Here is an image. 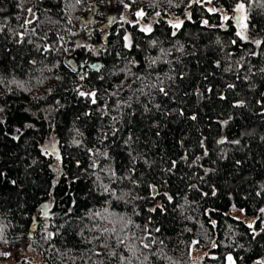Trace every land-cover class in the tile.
Instances as JSON below:
<instances>
[{"label":"trees","instance_id":"obj_1","mask_svg":"<svg viewBox=\"0 0 264 264\" xmlns=\"http://www.w3.org/2000/svg\"><path fill=\"white\" fill-rule=\"evenodd\" d=\"M95 1L0 0V264H264V0Z\"/></svg>","mask_w":264,"mask_h":264},{"label":"flooded vegetation","instance_id":"obj_2","mask_svg":"<svg viewBox=\"0 0 264 264\" xmlns=\"http://www.w3.org/2000/svg\"><path fill=\"white\" fill-rule=\"evenodd\" d=\"M128 1L129 0H112V4L109 5L107 3V0H96L94 2V7L91 8L87 15L81 18L80 25L88 30L100 27L106 31H109L110 29H119L122 27H127L130 24H137L136 21H130L129 19L125 18V15L127 13L134 16L135 11L140 8L132 7L131 3H129ZM203 2L205 5L208 4V0H205ZM242 15L243 12L240 9H237L233 17L236 23H240ZM81 52L82 51H79V53ZM85 55L88 58L87 51L85 52ZM76 57L77 55H75L72 60L68 61L67 64L72 70L81 69V67L76 62ZM88 71L91 70H86L84 74H86Z\"/></svg>","mask_w":264,"mask_h":264},{"label":"water","instance_id":"obj_3","mask_svg":"<svg viewBox=\"0 0 264 264\" xmlns=\"http://www.w3.org/2000/svg\"><path fill=\"white\" fill-rule=\"evenodd\" d=\"M80 50L76 49L72 53H69L65 56L64 62L65 64H68V61L72 60L75 55H77L76 62L81 67V69H73V71L78 72L79 74L83 75L86 70H100V68L103 65L102 60L94 55L90 54L88 55V58L85 55V52L79 53ZM91 95H93V92H90ZM56 157L60 159V155L56 153ZM49 209V203L48 202H42L38 207L37 210L40 211L41 215L43 217H46L49 215L50 211ZM32 229H34V226H32Z\"/></svg>","mask_w":264,"mask_h":264},{"label":"rangeland","instance_id":"obj_4","mask_svg":"<svg viewBox=\"0 0 264 264\" xmlns=\"http://www.w3.org/2000/svg\"><path fill=\"white\" fill-rule=\"evenodd\" d=\"M203 1H205V0H203ZM209 1L210 0H208V4H207V6L208 7H210V8H214V7H212L211 6V4L209 3ZM107 3L109 4V5H111L112 4V0H107ZM126 5V4H125ZM143 13V15H137L138 13ZM225 12H223V14H224ZM125 18L126 19H129L130 21H136L137 22V25L140 27V28H142V29H144V30H146V31H149V30H151V28H152V22H153V20H154V18H155V15L152 13V14H148L143 8H139V9H137L136 11H135V14H134V16H132L131 14H129V13H127L126 15H125ZM169 19L171 20V22H172V24L176 27V25H180V22H181V18L180 17H178V16H176V15H170L169 16ZM241 21H242V18H241ZM77 43H79V44H81V43H84V41H78ZM78 44V45H79ZM77 45V46H78ZM80 47V46H79ZM50 151H52L51 153H54V155H55V157H56V153H58L59 154V152H58V149L55 147V148H51V150ZM60 155V154H59ZM49 211H50V204H49V209H48ZM31 258L35 261V262H38V264H42V263H39V261H38V254H35V253H31Z\"/></svg>","mask_w":264,"mask_h":264},{"label":"snow or ice","instance_id":"obj_5","mask_svg":"<svg viewBox=\"0 0 264 264\" xmlns=\"http://www.w3.org/2000/svg\"><path fill=\"white\" fill-rule=\"evenodd\" d=\"M242 8H243V5H240V9H242ZM137 15H143V13L141 12V13H138ZM176 26L179 27V25H176ZM81 95H83V93H81Z\"/></svg>","mask_w":264,"mask_h":264}]
</instances>
